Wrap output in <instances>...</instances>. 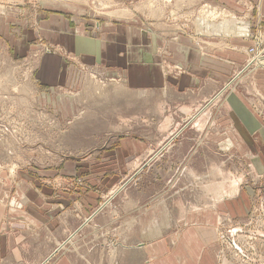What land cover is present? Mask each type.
<instances>
[{"label": "crops", "instance_id": "0c3cea01", "mask_svg": "<svg viewBox=\"0 0 264 264\" xmlns=\"http://www.w3.org/2000/svg\"><path fill=\"white\" fill-rule=\"evenodd\" d=\"M204 1L208 0H107L111 4L109 15L99 18L96 28L86 18L84 5L57 3L49 7V18L40 22L42 30H57L59 35H66L67 28L74 30L72 42L69 38L62 44L70 51L78 50L91 65H102L107 73H122L128 85L144 95L162 92L174 99L161 106L160 113H167L169 108L166 122L168 130L175 132L163 142L143 136L120 138L121 148L111 153L115 156L112 162L125 161L127 168L119 164L120 168L113 171L127 174V178L139 177L168 151L177 167L174 173L183 171L181 176L195 178L197 185L180 189L191 197L178 199L185 212L169 219L174 228L167 232H161L163 223L157 217L148 234L144 228L138 235L115 236L114 223L122 218L124 226L127 219L123 214L112 216L107 223L111 233L106 236V254L122 264L128 263L130 255L139 259L138 264H229L220 256L218 227L225 216L248 214L251 189L245 179L256 182L264 169V120L257 102L258 94H262L258 87L264 85V69L231 85L243 72L253 39L233 35L235 23L227 32L225 27L211 30L202 23L194 27L190 14ZM212 1L231 10L243 30H264V0ZM17 51L21 54V49ZM44 62L42 80L46 81L51 78L48 70L52 78L57 75L53 67L57 63L49 58ZM66 74L61 78L66 79ZM189 131L197 136L181 137ZM197 162L202 163L200 169L194 165ZM33 194V190L28 191L30 202L23 209L0 200V264H76L67 246L87 218L83 222L71 211L60 215V206L51 208L49 188L40 193L37 203ZM158 195L149 204L154 210L161 204ZM68 222L79 226L70 232Z\"/></svg>", "mask_w": 264, "mask_h": 264}, {"label": "rangeland", "instance_id": "374dc122", "mask_svg": "<svg viewBox=\"0 0 264 264\" xmlns=\"http://www.w3.org/2000/svg\"><path fill=\"white\" fill-rule=\"evenodd\" d=\"M106 1L0 0V187L3 192L0 200L6 205L16 203L23 209L30 202L29 190H33V202L37 203L41 199L40 193L49 188L51 208L60 206L63 208L57 210L60 215L71 211L75 216H81L83 222L87 218L81 232H77L67 246L76 264H122L121 260L113 261L106 254V236L107 232L111 233L107 223L112 216L123 214L127 219L124 226L122 218L114 223L115 236L122 233L138 235L144 228L148 234L154 229L151 223L157 217L163 223L161 232H167L174 228L169 219L178 218L185 212L180 209L178 199L191 197L190 193L180 189L197 185L195 178L181 176L183 171L174 173L177 167L168 151L139 177L127 178V174L114 173V168H120L119 164L127 165L125 161L112 162L115 156L111 153L121 148L120 138L143 136L163 142L175 132L168 130L169 108L167 113L164 110L160 113L161 106L164 108L165 103L174 99L162 92L149 91L144 95L129 86L122 73H107L109 70L104 66L91 65L78 50L67 49L62 43L69 38L72 42L74 30L67 28L66 35H59L57 30H42L40 26L43 18H49L51 5L65 3L84 5L86 18L94 22L96 28L100 24L98 19L109 15L111 4ZM149 9L154 11L153 3ZM218 13L222 14L220 18ZM190 15L194 27L202 23L211 30L214 26L225 27L227 32V28L235 23L237 28L233 35L252 37L253 43L261 36L264 41V30L259 29L256 33L250 28L243 30L244 27L236 24L240 21L231 10L212 0L196 5ZM48 58L55 65L57 63L53 66L57 75L52 78L48 70L51 78L44 81L41 66ZM58 61L63 65L59 67ZM262 69H243L231 85L240 77H251ZM64 72L66 79L61 78ZM263 87H258L262 94L257 96L262 120ZM154 121L157 127L153 125ZM196 136V132L189 131L181 137ZM201 164L194 163L197 169ZM230 168L228 166L227 170ZM79 169V174L74 176ZM247 170L250 169L247 167ZM260 172L256 182L252 178L245 179L251 189L248 214L239 218L225 216L218 227L223 262L264 264V169ZM64 193L68 195L64 197ZM155 195L161 199L156 210L149 205ZM91 217H95L94 221ZM67 219L72 218L68 216ZM74 226L77 228L79 223L68 222L70 232ZM235 230L240 231L236 233L235 241L245 255L227 240ZM246 255L250 261L245 259ZM138 261L130 255L127 264H138Z\"/></svg>", "mask_w": 264, "mask_h": 264}, {"label": "built area", "instance_id": "2783aa9c", "mask_svg": "<svg viewBox=\"0 0 264 264\" xmlns=\"http://www.w3.org/2000/svg\"><path fill=\"white\" fill-rule=\"evenodd\" d=\"M220 16H222V14L218 13L217 17L220 18ZM247 54H248V60H247V65L244 68V71H249V70L253 71L255 69L264 68V41H262L261 36H258L257 38H255L254 45L248 49ZM227 240L229 241L230 245L233 247V245H232V242H233L232 236L228 237ZM236 244H237V242H236ZM245 259H247L248 261L251 260V259H249V257L247 255H246Z\"/></svg>", "mask_w": 264, "mask_h": 264}, {"label": "water", "instance_id": "95a60500", "mask_svg": "<svg viewBox=\"0 0 264 264\" xmlns=\"http://www.w3.org/2000/svg\"><path fill=\"white\" fill-rule=\"evenodd\" d=\"M238 232H240L239 230H235V231H233L232 232V234H231V236H232V238H233V242H232V245L234 246V248L237 250V251H239V253L240 254H242V255H245L244 254V251L236 244V242H235V235H236V233H238Z\"/></svg>", "mask_w": 264, "mask_h": 264}]
</instances>
